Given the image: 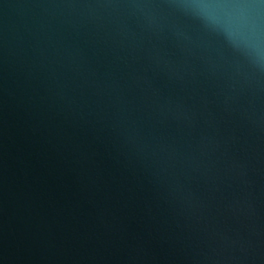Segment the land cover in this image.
<instances>
[{
	"label": "water",
	"instance_id": "1",
	"mask_svg": "<svg viewBox=\"0 0 264 264\" xmlns=\"http://www.w3.org/2000/svg\"><path fill=\"white\" fill-rule=\"evenodd\" d=\"M0 264H264V0H0Z\"/></svg>",
	"mask_w": 264,
	"mask_h": 264
}]
</instances>
